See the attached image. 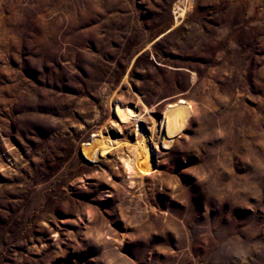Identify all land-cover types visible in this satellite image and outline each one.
<instances>
[{"label": "rangeland", "instance_id": "rangeland-1", "mask_svg": "<svg viewBox=\"0 0 264 264\" xmlns=\"http://www.w3.org/2000/svg\"><path fill=\"white\" fill-rule=\"evenodd\" d=\"M0 264H264V0H0Z\"/></svg>", "mask_w": 264, "mask_h": 264}, {"label": "bare ground", "instance_id": "bare-ground-1", "mask_svg": "<svg viewBox=\"0 0 264 264\" xmlns=\"http://www.w3.org/2000/svg\"><path fill=\"white\" fill-rule=\"evenodd\" d=\"M133 115L132 119L135 122L133 128L136 130V134H142L143 138L144 146L142 149H140V152L143 155L144 165L141 164V160L138 158L134 150L135 148L132 145L129 146V144H127V149L124 148L126 144L123 140H118L113 151L117 156L118 162L122 163L123 167L130 172V175L132 176L131 178L141 180V183H143V180H146L148 177L152 178L153 182L156 180L158 181L159 179L155 175V167L158 168V164L156 163L155 165V162L151 156V151H153L155 146H164L167 145V143L163 142L161 139H158L156 143V140L149 138L152 133V129H146V122L140 123L135 115ZM116 130H119L121 133V131L124 129H122V126H118ZM123 137L125 140H129L126 134H123ZM145 163L147 164L146 166Z\"/></svg>", "mask_w": 264, "mask_h": 264}]
</instances>
